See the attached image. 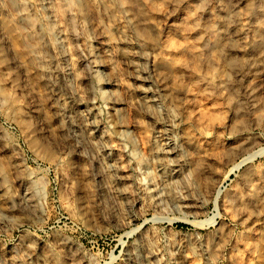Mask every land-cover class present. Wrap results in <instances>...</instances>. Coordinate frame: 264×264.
Instances as JSON below:
<instances>
[{"label":"rangeland","instance_id":"374dc122","mask_svg":"<svg viewBox=\"0 0 264 264\" xmlns=\"http://www.w3.org/2000/svg\"><path fill=\"white\" fill-rule=\"evenodd\" d=\"M83 1L0 0V264H264V0Z\"/></svg>","mask_w":264,"mask_h":264},{"label":"bare ground","instance_id":"6f19581e","mask_svg":"<svg viewBox=\"0 0 264 264\" xmlns=\"http://www.w3.org/2000/svg\"><path fill=\"white\" fill-rule=\"evenodd\" d=\"M69 2H71L72 5L74 4V5H76L79 8H81L82 7V3H84V1L82 2V0H69ZM133 2L135 3L134 0H127L126 8H129V10L131 12H135L137 14V13H139V11L136 8V6H134V3ZM100 4H101V6L103 8V11L106 14V16H108V17H110L111 15L112 16H115L113 13H111L112 11H111V6H110V1L109 0H100ZM82 10H84V9H82ZM109 21L111 22V20H109ZM108 39H109V42L108 43L112 45L113 44V40H114L112 38V35H109ZM173 43H174L173 41L172 42H169V44H168L169 50H174L176 52H181V51H184V50L186 51L189 48V47L183 46V45L182 46H175V44H173ZM181 62H182V59L177 60L174 57L172 58L170 56L169 57H164V58H162L159 61V67L161 66L162 68L167 69V68L172 67L174 64H180ZM144 79H145V81L148 80L147 77H145ZM149 101L151 102L152 100L150 99ZM199 115H200V117H203L204 116V112L201 111ZM143 140H144V143H146V138H143ZM110 160L111 159H109V162H110ZM109 162L107 160V163H108L107 165H108V170L109 171L117 169V167L113 163H109ZM196 170L198 171V169H196ZM200 172H202V171H198V173H197L198 174V177L201 174ZM164 180H166V179H163L162 181H164Z\"/></svg>","mask_w":264,"mask_h":264}]
</instances>
